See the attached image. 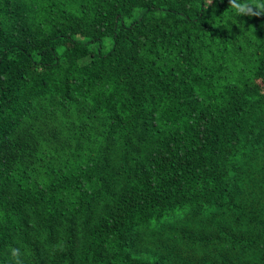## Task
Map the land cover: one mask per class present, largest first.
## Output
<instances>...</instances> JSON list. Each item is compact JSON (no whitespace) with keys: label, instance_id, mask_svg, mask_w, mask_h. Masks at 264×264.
Returning <instances> with one entry per match:
<instances>
[{"label":"trees","instance_id":"obj_1","mask_svg":"<svg viewBox=\"0 0 264 264\" xmlns=\"http://www.w3.org/2000/svg\"><path fill=\"white\" fill-rule=\"evenodd\" d=\"M229 6L0 0V264H264V15Z\"/></svg>","mask_w":264,"mask_h":264},{"label":"clouds","instance_id":"obj_2","mask_svg":"<svg viewBox=\"0 0 264 264\" xmlns=\"http://www.w3.org/2000/svg\"><path fill=\"white\" fill-rule=\"evenodd\" d=\"M211 4V0H209ZM229 7L233 10L234 15L241 16H260L264 15V0H245L241 3L238 0H229ZM12 256L16 258V264H20L19 249H12Z\"/></svg>","mask_w":264,"mask_h":264}]
</instances>
